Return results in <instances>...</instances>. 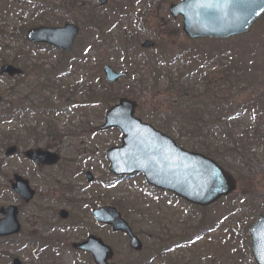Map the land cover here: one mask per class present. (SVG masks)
<instances>
[{
    "label": "rangeland",
    "instance_id": "374dc122",
    "mask_svg": "<svg viewBox=\"0 0 264 264\" xmlns=\"http://www.w3.org/2000/svg\"><path fill=\"white\" fill-rule=\"evenodd\" d=\"M179 1L108 0L99 7L96 0H10L1 5L9 4L8 11L0 14V67L13 65L23 75L0 76V208L18 206L21 225L18 235L0 240V264H11L14 258L22 264H93L88 255L71 249L72 243L88 235L101 238L112 248L115 264H254L247 232L264 215V16L240 37L188 40L181 32L180 18L173 20L168 13L169 6ZM67 3L72 4L71 9L62 7ZM124 3L129 7L114 22L116 16L109 11ZM91 10L111 16L108 35L86 29V14ZM138 17L143 18V27ZM65 23L80 29L69 53L25 40L29 29ZM146 40L153 41L155 48L141 49ZM119 46H136L141 51L124 59L125 49L114 50ZM159 47L169 52L171 61L157 78L147 63L155 62L152 56L163 50ZM17 52L23 57L14 65L11 61ZM106 64L127 73L108 89L102 73ZM233 64H246L251 69L249 79L236 87L214 89L224 95L223 116L227 118L209 131L213 147L231 148L239 142L238 159L220 162L235 181L230 196L210 207L196 208L149 188L141 176L114 181L105 153L120 145L121 135L117 130L97 131L109 106L120 98L129 99L136 104L135 114L142 122L156 127L154 122L166 125L173 121L181 134L167 135L187 150L201 149L200 140L179 137L189 134V127L174 116L185 113L178 108L179 102L167 98L166 90L179 84L204 94L203 78L208 76L207 86H213L216 78L232 75L228 69ZM60 65L74 67L52 79L49 89L38 88L36 83L47 72L60 71ZM99 88L103 95L92 102L88 97ZM44 105L49 107L46 111ZM11 146L17 152L5 155ZM27 148L49 150L58 156V162L37 168L22 158ZM86 173L93 182H87ZM14 174L26 178L36 191L31 204L19 206L11 192L9 181ZM101 206L118 210L141 241V252L131 251L127 238L94 222L90 211ZM60 210L68 212L66 220L58 218ZM40 233L45 243L58 242L55 259L49 257L51 251L40 248L44 245H32L39 242Z\"/></svg>",
    "mask_w": 264,
    "mask_h": 264
},
{
    "label": "water",
    "instance_id": "95a60500",
    "mask_svg": "<svg viewBox=\"0 0 264 264\" xmlns=\"http://www.w3.org/2000/svg\"><path fill=\"white\" fill-rule=\"evenodd\" d=\"M99 6L108 0H97ZM264 13V0H183L169 7L173 19L182 20V32L188 39H227L246 33L252 24ZM78 28L65 24L61 28L39 27L26 33V40L33 44H47L63 51H70ZM154 47L146 41L142 48ZM264 72V68H263ZM9 77L20 75L21 71L5 65L0 75ZM103 74L112 85L125 76L104 66ZM1 102V98H0ZM117 129L121 135V145L106 152L109 171L117 177L142 175L146 184L161 191L170 192L186 202L207 207L218 199L230 195L235 190V181L213 160L197 153L179 148L174 140L142 123L135 117V103L122 98L105 113L104 122L99 131ZM15 148L6 151L11 155ZM24 156L37 165H53L57 156L39 149L27 150ZM87 180L92 178L87 174ZM11 189L25 202L29 203L34 192L28 182L15 175ZM0 237L18 234L20 225L16 219L17 208L9 206L0 209ZM60 219H66L67 213L60 211ZM97 223L110 226L113 233H123L129 238L130 248L141 251L142 245L132 233L128 224L112 207H103L92 211ZM253 259L256 264H264V216H259L248 231ZM72 248L90 254L94 264H112V250L101 239L88 236L86 241L73 244ZM12 264H20L14 259Z\"/></svg>",
    "mask_w": 264,
    "mask_h": 264
},
{
    "label": "trees",
    "instance_id": "16d2710c",
    "mask_svg": "<svg viewBox=\"0 0 264 264\" xmlns=\"http://www.w3.org/2000/svg\"><path fill=\"white\" fill-rule=\"evenodd\" d=\"M7 1L10 2V0H3V2L0 1V14H4V13H6V11H8L6 8L9 4H6V6L4 8H1V5L5 4V2H7ZM131 3H132V1H131ZM71 5H72L71 3H67L66 5H62V7L65 9H71ZM75 6H76V4L73 5V7H75ZM127 7H129V3H124L123 5H119L118 7L115 6L114 8H112L109 11L110 14H113L114 16H116L114 18V22L118 21L119 14L123 11V9H125ZM110 21H111V16L108 15L107 13H105V14L103 13L102 15H100L99 11L91 10L88 14H86V21H85V23H87L86 29L88 28L91 33L97 32L98 34H101L100 36L103 37L104 36L103 34L108 35V33H109V29L107 27H108ZM143 23H144V20L141 19L140 17H138V24H140V26H142ZM2 34L3 33L0 29V38H1ZM120 48L126 50L123 54L124 59L125 58L129 59L132 55H135L141 51L136 46L126 47V48L119 46L118 49H114V50L120 51L121 50ZM159 48L163 49V47H159ZM14 57H15V59L13 61H11V63L15 65L16 61L20 60L23 57V54H21V52H17ZM152 57L155 60V62L149 61L147 64H148V66L151 67V71L153 72V74L156 75L157 78H159L161 73L164 72V67H168L170 65L171 59L169 57V52H166L163 49V50H161V52L158 51L157 53H155ZM60 66H61V68H60ZM60 66L58 67V69L60 71H57V72L54 71V73H52V74L47 72V77L42 82H39L41 84L36 83L37 87L43 91L44 88H48L51 85L50 83L52 82V79H56L57 77H60L61 73H67L71 70L72 67H74L72 65H68V66L60 65ZM236 66L237 65L233 64L232 68L228 69V70H230L229 72H231L232 75H223V76L216 78L213 81L214 85L210 86V87L207 86V83H209V82H207L208 76H205L203 78L204 79L203 86H205L204 94H197V93L189 90L187 87H184V86L179 85V84L178 85L177 84H171L170 88L168 90H166L167 91V93H166L167 98L169 100L174 101V102L175 101L179 102L178 108L181 107L182 111H184V113H185L184 115L182 112L174 113V116H176V118H178V119H180L186 123V126H187V127H185L186 129L189 127V134L179 135V137L180 138L186 137L191 142L196 141V140H200L199 142L202 144L201 145L202 148L201 149L198 148L199 150L195 149V148L190 149V150L203 153L204 155L216 160L219 163L224 161V160L234 161V160L238 159V153H235V151H237V149L239 147V142L238 143L234 142V144H232L231 148H227V147L222 148V147H217V146L213 147L211 144H209L211 142V135L209 133L210 129H212V127L214 125H216L215 123H220V122H222L223 118H227L226 115L223 116V111H226L225 107H223V104H222V101L224 99V97H223L224 95L222 93H214L213 91H214V89L219 90L223 86L233 85L236 87V86H239L237 84H240L242 81L249 79L248 75L250 74L251 69L249 70V67H247L245 64L241 65V66L238 65L239 67H236ZM165 70L167 71V73L170 72V70H168V69H165ZM231 70H233V71H231ZM235 70H237L238 72L237 71L235 72ZM226 72H228V71H226ZM167 78H169V76H167ZM220 79H223V80H220ZM105 88L108 89L110 87L107 86ZM105 88H102V89L105 91L106 90ZM41 90H40V93L42 92ZM98 90H100V91H98L97 94H94L93 96L88 97L92 102H95L94 101L95 98L103 95V91L101 90V88H99ZM108 93H106V94H108ZM106 94H104V95H106ZM219 95H221L220 98H219ZM104 99H106V96H104ZM196 100H198V104L201 105L202 107H198V105L195 104ZM211 107L213 108L212 112H210ZM48 108L49 107L47 105L43 106V110H45V111ZM16 109L20 110L19 104H16ZM216 109H217V111H215ZM205 110L208 111V114L205 112ZM7 113H8V115H9V113L12 114L11 112H7ZM186 116H188V117H186ZM215 117H219V118L215 119ZM154 123L156 124V127L159 130L165 132L166 134H170L171 132H176V133L181 134V132H179L177 130V128L175 127V125L173 124V121H171L170 124L168 123L166 125L163 123H158V122H154ZM32 131H34V130H32ZM48 131H51L50 127L48 128ZM54 134H55V132H54ZM10 140L11 139H6L5 142H7V141L10 142ZM14 141H15V144L20 143L18 140H14ZM239 141H241V140H239ZM228 153H230V154H228ZM220 164H222V163H220ZM46 231L49 232L50 230L46 229ZM38 237L40 238L39 242L38 243L33 242L32 245L42 244V245L46 246L49 250H50V248L52 249L53 247H57L58 242H54V243L46 242L45 243L44 242L45 240H43V238L45 236H42L41 233ZM161 250H164V249H161ZM55 256H56V254L54 252L53 253L51 252L49 255V257L51 259H55Z\"/></svg>",
    "mask_w": 264,
    "mask_h": 264
}]
</instances>
